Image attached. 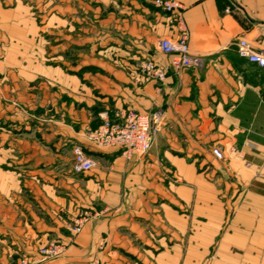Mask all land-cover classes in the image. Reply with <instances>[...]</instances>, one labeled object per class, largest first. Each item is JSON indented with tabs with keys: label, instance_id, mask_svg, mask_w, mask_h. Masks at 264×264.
Returning a JSON list of instances; mask_svg holds the SVG:
<instances>
[{
	"label": "crops",
	"instance_id": "obj_1",
	"mask_svg": "<svg viewBox=\"0 0 264 264\" xmlns=\"http://www.w3.org/2000/svg\"><path fill=\"white\" fill-rule=\"evenodd\" d=\"M175 1L190 53L202 60L179 73L155 50L178 25L148 0H57L94 13L89 4H101L105 36L114 35L106 49L125 54L123 65L156 59L167 67L161 83L133 84L103 62L92 64L103 74L89 89L46 62L23 66L13 43L0 45V264L35 258L51 241L63 254L38 264H264V68L236 53L240 39L264 49V0ZM21 8L0 0V27L27 39L32 27L13 21L26 17ZM129 110L164 113L147 154L126 159L86 138L102 114L118 120ZM74 145L96 168L73 171ZM83 211L90 218L71 234L68 224Z\"/></svg>",
	"mask_w": 264,
	"mask_h": 264
},
{
	"label": "rangeland",
	"instance_id": "obj_2",
	"mask_svg": "<svg viewBox=\"0 0 264 264\" xmlns=\"http://www.w3.org/2000/svg\"><path fill=\"white\" fill-rule=\"evenodd\" d=\"M1 1L3 7L6 8H13L16 5H20V8L23 7L26 12V17L21 16L20 18L18 17L13 20L15 26L27 29L32 27L33 29L31 35L28 34L26 36L27 39H24L22 35H16L11 33V31H7L8 26H6V28L5 26L0 27V45L8 46L13 43L19 50L18 61L23 66H27L28 62H34V64L37 62L39 64L46 62L49 66L58 67L57 70H60L63 76H75L83 86L91 89L97 85V81H94L93 79L99 78L98 76L103 74L100 69L95 68L92 64L98 65L107 62L116 68L124 69L133 84H142L137 81L140 78V60H135L130 65H123L125 54L122 55L123 53L118 49H106L109 45V38L111 37L114 39V35L110 36V34H108V36H105V19L101 4H89L90 10H95L94 13L88 11L87 3H81L79 7L77 3L73 4V2H65L62 4L57 2V0H20L19 2H16L15 0H12L11 2L7 0ZM58 5H63V11H57L56 7ZM23 8H21V10H23ZM6 53V49L0 53L1 60L7 56ZM89 77H92L93 79L91 78L90 80ZM37 81L32 83L34 90L39 86V82L37 83ZM94 91L95 90H93V92ZM80 92V95L78 94L79 96L77 97L80 100L83 98L86 99V95L82 91ZM34 95L37 96L36 91H34ZM64 97L69 99L66 95H64ZM70 102L71 101H68V103ZM14 103V106L18 108V110H21L22 108L25 114H29L27 109H24L19 103ZM73 103L78 106L77 109H81L84 106L82 103L77 104L76 101H73ZM48 116L49 119L56 118L54 112H50ZM31 128L35 130V127L32 126ZM93 130L85 132L86 138L89 132ZM35 135V138L38 140L39 134ZM71 156L73 157V154ZM72 162L73 171L78 174V172L74 170V160ZM89 218L90 216L88 212H81L77 219L72 220L70 224H68L71 234H73L71 229L73 228L75 221L83 220V225ZM51 242L63 245L59 241ZM51 242L40 246L35 258L23 256L18 258L16 264H20L24 259L27 260L29 264L47 262L39 261L40 250ZM64 250L65 248L63 245L61 255Z\"/></svg>",
	"mask_w": 264,
	"mask_h": 264
},
{
	"label": "built area",
	"instance_id": "obj_3",
	"mask_svg": "<svg viewBox=\"0 0 264 264\" xmlns=\"http://www.w3.org/2000/svg\"><path fill=\"white\" fill-rule=\"evenodd\" d=\"M158 10L170 14L172 20L178 25L179 32L175 37H161L157 40L155 50L158 54L168 58V67L175 73L185 69H198L202 65L201 58L190 53L188 46V31L182 18L183 6L175 0H148ZM237 56L259 68H264V49H254L251 44L240 39L237 42ZM140 78L138 82L161 83L167 76V67L154 58H146L140 64ZM118 120L110 119L102 114V123L87 138L99 147L118 148L122 156L129 159L133 154H147L153 147L156 138L164 125V113L155 110L150 114H140L129 110L117 114ZM231 154L235 153L230 148ZM212 155L218 161H223L225 156L219 147L211 150ZM74 170L78 173H87L96 168V161L88 156L83 149L72 146ZM83 220L74 222L71 229L73 234L80 232ZM63 251V245L51 242L40 250L39 261H48L57 258ZM20 264H29L22 260ZM89 264H97L91 262Z\"/></svg>",
	"mask_w": 264,
	"mask_h": 264
}]
</instances>
